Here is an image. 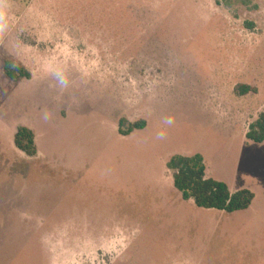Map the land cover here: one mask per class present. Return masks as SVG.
Segmentation results:
<instances>
[{"label":"rangeland","instance_id":"1","mask_svg":"<svg viewBox=\"0 0 264 264\" xmlns=\"http://www.w3.org/2000/svg\"><path fill=\"white\" fill-rule=\"evenodd\" d=\"M262 113L264 0H0V264H264ZM197 154L249 212L182 201L166 164Z\"/></svg>","mask_w":264,"mask_h":264},{"label":"trees","instance_id":"2","mask_svg":"<svg viewBox=\"0 0 264 264\" xmlns=\"http://www.w3.org/2000/svg\"><path fill=\"white\" fill-rule=\"evenodd\" d=\"M4 75L11 81L30 80L31 74L21 65H16L11 60H5L3 64ZM253 89L244 86L240 88V94L246 95ZM127 125V129L124 126ZM119 134L123 137L130 136L134 131L143 130L146 127L144 121L128 123L120 119ZM245 138L255 144L264 143V113L250 126ZM15 147L29 158L38 154L35 142V134L27 127L17 129ZM172 173L173 186L180 193L184 202L192 201L199 209L216 210L227 214H233L247 210L253 203L255 195L248 189L231 192L228 185L206 177V165L204 158L197 154L193 156L175 155L166 164Z\"/></svg>","mask_w":264,"mask_h":264},{"label":"crops","instance_id":"3","mask_svg":"<svg viewBox=\"0 0 264 264\" xmlns=\"http://www.w3.org/2000/svg\"><path fill=\"white\" fill-rule=\"evenodd\" d=\"M4 122L3 121H1V119H0V129L2 130L4 127ZM19 127H21V126H18L17 128H13L12 130H11V136H12V138L11 139H13V144H14V139H15V135H16V132H17V129L19 128ZM24 127H26V126H24ZM27 128H29L30 130H32L33 132H34V134H35V142H36V146H37V149H38V154H37V156L36 157H38L39 155H40V148H39V146H38V143H37V141H38V138H37V134H36V132L34 131V129L32 128V127H30V126H28ZM14 146H15V144H14ZM15 150H17V152H19L20 153V155H21V157H22V154H24V153H22L21 151H19L16 147H15ZM4 157V153L2 152V150H1V152H0V159H2ZM35 158V157H34ZM229 187V186H228ZM229 189L231 190V188L229 187ZM239 191V190H238ZM231 192H236V191H233V190H231ZM254 201H255V199H254ZM253 201V202H254ZM252 205H253V203H252ZM251 205V206H252ZM251 206L247 209V210H245V211H241L243 214H246V212H249V210L251 209ZM242 216H244V215H242ZM239 220H241V219H239ZM243 220V219H242ZM241 220V221H242ZM239 222V221H238ZM242 223H243V221H242ZM240 228H241V226H240ZM240 231H242V230H240ZM260 231V230H259ZM253 233H254V237L256 236L255 234L257 233V229H254V231H253Z\"/></svg>","mask_w":264,"mask_h":264}]
</instances>
